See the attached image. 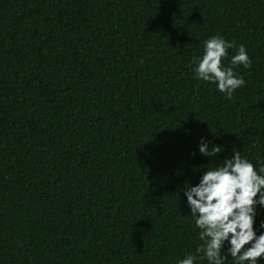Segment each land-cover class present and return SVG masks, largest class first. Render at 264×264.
Returning <instances> with one entry per match:
<instances>
[{
  "label": "trees",
  "instance_id": "obj_1",
  "mask_svg": "<svg viewBox=\"0 0 264 264\" xmlns=\"http://www.w3.org/2000/svg\"><path fill=\"white\" fill-rule=\"evenodd\" d=\"M215 35L252 62L231 100L193 70ZM234 148L264 165V0H0V264H177Z\"/></svg>",
  "mask_w": 264,
  "mask_h": 264
},
{
  "label": "clouds",
  "instance_id": "obj_2",
  "mask_svg": "<svg viewBox=\"0 0 264 264\" xmlns=\"http://www.w3.org/2000/svg\"><path fill=\"white\" fill-rule=\"evenodd\" d=\"M234 47L235 42L215 35L204 41L203 55L194 56L192 61L196 78L215 83L229 100L246 84L234 68L252 67L244 45L231 57L232 67L223 65L228 50ZM199 151L209 157L222 152L219 145L209 148L204 141ZM233 152L234 155L217 163L215 168H207L196 186H185L184 195L202 243L195 254L189 253L177 264H196L198 260L225 264L229 256L233 264H260L264 260V232L258 235L255 228L257 206L264 207V165L257 168L240 150L234 148ZM261 227L264 228V222ZM226 242L230 246L224 254L222 249Z\"/></svg>",
  "mask_w": 264,
  "mask_h": 264
}]
</instances>
